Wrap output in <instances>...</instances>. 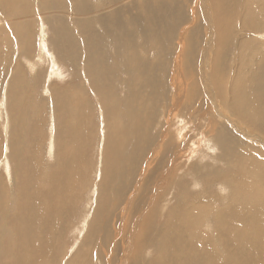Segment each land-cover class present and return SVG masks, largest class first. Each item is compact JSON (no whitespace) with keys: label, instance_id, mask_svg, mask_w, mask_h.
Listing matches in <instances>:
<instances>
[{"label":"bare ground","instance_id":"6f19581e","mask_svg":"<svg viewBox=\"0 0 264 264\" xmlns=\"http://www.w3.org/2000/svg\"><path fill=\"white\" fill-rule=\"evenodd\" d=\"M260 12L264 0H0V264H64L62 231L93 174L96 206L65 264H264V170L248 171L264 165ZM165 109L190 113L214 157L203 148L183 171L177 137L153 132Z\"/></svg>","mask_w":264,"mask_h":264},{"label":"rangeland","instance_id":"374dc122","mask_svg":"<svg viewBox=\"0 0 264 264\" xmlns=\"http://www.w3.org/2000/svg\"><path fill=\"white\" fill-rule=\"evenodd\" d=\"M260 16H264V12H260ZM259 36V37H258ZM258 37V38H257ZM257 38V39H256ZM264 33L262 32H259V33H257V34H255V37H254V42L255 43H262L263 44V46H264ZM253 48H254V51H253V54H256V56H261L260 54V52H257V53H255L256 52V49H255V47L252 45V48L251 49H249V52L252 54V50H253ZM250 54V55H251ZM251 55L252 57L253 56H255V55ZM57 80L60 78V81L62 80L63 81V78L62 77H55ZM54 78V79H55ZM41 89L42 90H44V87H45V85H44V83H43V81H41ZM46 94H47V92H44L43 93V99L45 100V102H47L46 103V111H47V114H46V127H45V130H46V132H45V136H47V138H45V140H44V143H45V145L44 144H42V146H41V153H42V155H45V160L47 161V162H49V163H51V164H53L54 162H55V157H52V156H49L48 155V142L50 141V136H49V129H48V125H49V123H50V121H51V119H50V115H51V112H52V110H53V104H52V102H51V99H50V96H46ZM46 96V97H45ZM94 106V109H93V120H94V124H96V125H98V128H97V130H96V132H95V136H96V138H95V143H94V145H93V149H92V152H93V155L91 156V164L93 165V167H97V166H99V164H98V161H100V157L101 156H99V158H98V152H97V150H98V143L100 142V135H101V129H102V126H101V123H100V118L98 117V115H99V111H98V109L96 108V105H93ZM195 113H197L198 111H196V110H193ZM168 112V113H167ZM164 113V114H163ZM163 114V115H162ZM170 114V115H169ZM184 116H183V115ZM167 115H169V116H167ZM173 115V116H172ZM179 115V116H178ZM178 115H174L172 112H169L168 111V109H165V111L163 112L162 110H160L159 111V114L157 115V117H156V120L154 121L155 123H154V130H153V132L154 133H156L157 134V132L159 131V129H160V126L161 127H164L163 129L164 130H168V133L170 134V135H174L175 136V138L177 139V142L180 144L179 146L180 147H182L181 149H182V151H181V154H182V156H184V158L186 157V159H184L185 160V163L183 164V171H184V169L185 168H187V166H189V165H192V164H201V162L203 161V156L208 152V150H209V154L207 153L205 156H204V159H206V156H209V157H214V146L209 142V144L207 143L208 141L203 137V136H201L202 134V129L203 128H200V129H194L193 128V124H194V121H192V120H190L189 118H188V116L190 115V113H188V112H186L185 111V109L183 110V112H181L180 114H178ZM192 115V114H191ZM163 116V117H162ZM175 116H176V118H177V116H178V118L176 119L175 118ZM183 117V118H182ZM167 118V119H166ZM182 118V119H181ZM2 120L0 121V122H2L0 125V147L2 146V143H3V138H5V136L7 135V133L9 132V124H8V120L6 119V117L5 118H1ZM163 119V120H162ZM165 119V120H164ZM179 119H181V121L179 120ZM188 119H189V121H188ZM178 120V121H177ZM186 120V121H185ZM193 123H192V122ZM164 122V123H163ZM178 122H180V124L178 123ZM186 123V124H185ZM191 123H192V125H191ZM7 124V125H6ZM164 124V125H163ZM180 125V126H177V125ZM185 126H184V125ZM182 125V126H181ZM8 126V127H7ZM176 127V128H175ZM183 127V128H182ZM189 127H191V129L189 128ZM6 128H7V130H6ZM189 128V129H188ZM183 129V130H182ZM194 129V130H193ZM194 132H193V131ZM175 131H177V132H175ZM186 131V132H185ZM200 131V132H199ZM180 132H181V135H180ZM184 132V133H183ZM191 132L193 133V134H191ZM196 132V133H195ZM177 134V135H176ZM185 134H187V136L185 135ZM200 134V135H199ZM180 135V136H179ZM208 135H209V133H208ZM190 136H191V138H190ZM199 136V137H198ZM179 137V138H178ZM182 137V138H181ZM183 137H185V138H183ZM200 137H201V139H200ZM102 138V137H101ZM190 138V139H189ZM188 139V140H187ZM207 141V142H205V140ZM164 140V139H163ZM179 140V141H178ZM183 140V141H182ZM186 141V142H185ZM194 141L196 142L195 143V146H194ZM47 142V143H46ZM163 142V141H162ZM193 142V143H192ZM201 142V143H200ZM185 143V144H184ZM189 143H191V144H193V146L191 145V144H189ZM206 146H205V145ZM185 145V146H184ZM209 145V146H208ZM101 146H102V141H101ZM191 146V147H190ZM203 146H205V147H203ZM183 147H185V149L183 148ZM187 147V148H186ZM189 147V148H188ZM198 147V148H197ZM202 147V148H201ZM210 147V148H209ZM153 148V147H152ZM203 148H207L206 150L205 149H203ZM45 149H46V152H45ZM185 150V151H184ZM191 150H192V152H191ZM198 150V151H197ZM200 150H202L203 152L201 153V151ZM207 151L206 153H205V151ZM213 150V152H211L210 153V151H212ZM184 151V152H183ZM194 151V152H193ZM199 152V153H198ZM197 153V154H196ZM203 153H204V155H203ZM188 156H187V155ZM193 154H195V157H194V155ZM211 154V155H210ZM203 155V156H202ZM198 156V157H197ZM200 156H202V157H200ZM192 157H194V158H192ZM202 159V160H201ZM190 160V161H189ZM188 161H189V163H188ZM195 161L197 162V163H195ZM191 162V163H190ZM188 165H187V164ZM185 165H187V166H185ZM259 165V166H258ZM152 166H154V164L152 165ZM256 168H260V169H263L264 170V165L262 166V165H260V164H253L252 166H251V170L249 169L248 171L249 172H251V171H254ZM3 169H4V167H3V165H1L0 166V173H2V171H3ZM94 170V169H93ZM246 172V173H249V172ZM4 172V171H3ZM2 177H3V181L5 182V177L2 175ZM89 178H91V180L88 182V179ZM98 179H99V175H95V174H93V175H91V176H87V178H86V180H84V182H86V183H84L83 185H82V188H81V190H80V194L78 195V204H77V206L73 209V213H72V216H69V218H67L66 219V221H68L69 222V225L66 223V225H65V231H62V238H63V240H62V242H63V248H61V250L62 251H64V253H65V256H66V258H65V256H64V258H65V263H67L73 256H75L74 255V253H75V251H77L78 249H79V247H81V245H82V242H83V240H84V233H81L80 232V227H79V225H81L82 224V222H83V216H84V214H85V211L87 212V214L89 215V212H90V210H91V208L93 207V206H96V204H95V200H93L92 201V199L94 198V197H96L97 195V188H98ZM258 179H260V180H258ZM183 181H185V180H182V179H179L178 177H176L175 179H173V183H171V185H169V186H167L166 188H164L165 190H164V193H165V196L166 197H170L171 198V200L173 201V203H174V205H175V207H176V201H175V198H174V195L175 194H177V189L176 188H180V184L183 182ZM256 181H260V182H262L263 181V183H264V178L263 177H261V178H256ZM186 182V181H185ZM159 183V178H158V174H156V175H154V177H153V179L151 180V182H150V184L149 185H152V188L153 189H156L157 188V184ZM184 183V182H183ZM8 187L10 188L11 187V185L12 184H10L9 182H8ZM134 187V186H133ZM191 187H194V189H193V191H199L200 189H201V186H191ZM96 190V193L94 194V191ZM134 190V188L131 190V191H133ZM143 190V189H142ZM225 194V192H222V194L221 195H224ZM142 196H144V195H142ZM241 202H242V200H239L238 202H236V203H238V206L241 204ZM94 204V205H93ZM160 210L161 209H159L158 210V212L156 213V215H155V220H154V225L155 226H157L158 228L160 227V225L163 223V220L160 218ZM93 210H91V215L93 214V212H92ZM132 225V224H131ZM77 228H79L78 230H76ZM122 241V239L121 238H119L118 239V241H117V244H119V250L121 251V248H122V245H123V247H127V240H126V242H124V243H122L121 242ZM61 242V243H62ZM60 250V249H59ZM64 263V264H65ZM94 264H101V262L100 261H95L94 262Z\"/></svg>","mask_w":264,"mask_h":264}]
</instances>
